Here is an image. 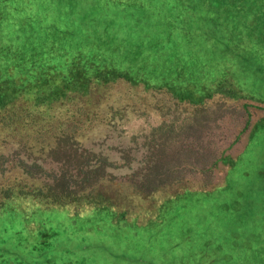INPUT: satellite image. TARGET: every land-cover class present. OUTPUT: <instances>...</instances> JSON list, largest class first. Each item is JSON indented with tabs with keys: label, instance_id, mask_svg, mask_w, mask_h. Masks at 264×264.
<instances>
[{
	"label": "rangeland",
	"instance_id": "374dc122",
	"mask_svg": "<svg viewBox=\"0 0 264 264\" xmlns=\"http://www.w3.org/2000/svg\"><path fill=\"white\" fill-rule=\"evenodd\" d=\"M76 1L91 7L86 5L78 20L64 22L71 32L58 44L84 42L82 33L88 34L104 58L120 57L117 62L124 65L141 61L146 69L167 74L174 88L199 94L227 81L243 99L228 90L216 92L207 101H222V106L213 104L201 114L168 107L161 99L155 107L125 104L105 119L99 112L75 146L53 156H29L15 144H5L1 174L24 164L45 180L57 175L59 167L93 163L114 177L109 185L123 194L119 198L111 191V207L83 203L74 210L42 209L31 199L5 203L1 213L22 215L10 223L11 215H0L4 236L12 238L14 230L26 244L0 242V264H264V0H141L142 5L132 0L126 16L134 13L126 22L125 2L107 0L103 11L113 4L117 11L104 16L100 0ZM45 18L56 22L53 12ZM4 25L17 44L19 24ZM21 32L22 45L50 41L47 28L34 35ZM241 103L250 106L251 120ZM248 135L224 177L223 164L213 168L209 180L220 184L183 191L161 206L173 191L202 183L204 175L188 168L199 163L197 153L234 154ZM184 154L187 159L181 160ZM154 164L178 165L179 173L191 179L146 197L131 193L127 182L139 180ZM73 171L65 173L69 183L80 180Z\"/></svg>",
	"mask_w": 264,
	"mask_h": 264
},
{
	"label": "trees",
	"instance_id": "16d2710c",
	"mask_svg": "<svg viewBox=\"0 0 264 264\" xmlns=\"http://www.w3.org/2000/svg\"><path fill=\"white\" fill-rule=\"evenodd\" d=\"M114 1L125 2L126 22L134 13L126 16V4H131L132 0ZM137 1L142 5L141 0ZM97 4L104 16L109 11L116 10L113 4L111 9L103 11L104 4L108 6L107 0H100ZM86 5L90 4H78L76 0H0V148L12 143L29 156L42 153L53 156L65 148L75 146L77 138L92 126V121L99 112L103 113L105 119L108 113L117 112L119 106L125 104H148L155 107L161 105L158 101L161 99L166 100L167 103L164 104L168 107H181L193 114H201L216 107L213 104L222 106V101L209 103L216 92L228 90L230 95L243 99L240 91L227 81L226 85L223 81L216 82L199 94L174 88L167 74L146 69L141 61L139 64L125 61L124 65L117 62L122 61L120 57L113 56L116 61L104 58L93 46L88 34L82 33L84 42L74 41L64 46L58 44L62 36L71 32L65 31L64 22L68 19L78 20L81 13L85 14ZM62 9L67 15L61 16ZM52 12L56 22L46 23L45 17ZM139 19L136 16L135 24ZM5 22L19 24L20 31L14 33L17 44L11 42ZM41 28L49 31L48 44L38 47H29L27 42L21 44V31L34 35ZM144 63L147 64L146 60ZM240 106L249 121L250 106L247 107L248 103H241ZM255 107L260 106L256 104ZM248 138L249 135L234 154L197 153L199 163L189 164L188 168L192 173L197 171L204 175L202 183L196 187L187 185L181 190L173 191L161 206L183 191L207 190L220 184L209 180L213 168L217 163L223 164L224 177L229 164ZM211 155L213 156L210 158ZM182 156L181 160L187 159L186 154ZM71 160L77 161L76 158ZM157 165L159 164L148 167L139 180L127 182L131 193L146 197L181 182L184 186L191 179L179 173L178 165H165L161 168ZM72 170V174L80 180L69 183L65 173ZM57 171V175L45 180L24 164L10 166L4 174L0 171V208L18 198L31 199L42 209L66 206L67 209L74 210L80 204L97 202L111 207V191L119 198L122 197V189L111 182L109 185L108 181H112L114 177L102 170L99 164L90 163L67 169L59 167ZM5 207L12 209L7 205ZM1 214L5 212H0ZM16 214L22 215L19 212L5 214L12 217L7 220L8 223L14 220ZM11 233L13 239L4 236L5 226L0 227V242L8 243L13 240L14 243L26 244L18 240L17 232L13 230Z\"/></svg>",
	"mask_w": 264,
	"mask_h": 264
}]
</instances>
